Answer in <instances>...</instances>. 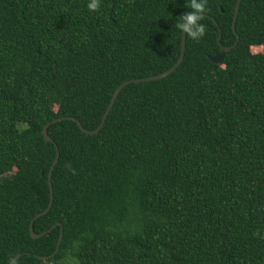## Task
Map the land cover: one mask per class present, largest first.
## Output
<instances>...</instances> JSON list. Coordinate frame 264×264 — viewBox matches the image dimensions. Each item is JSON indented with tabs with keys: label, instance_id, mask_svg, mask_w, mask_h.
Masks as SVG:
<instances>
[{
	"label": "trees",
	"instance_id": "1",
	"mask_svg": "<svg viewBox=\"0 0 264 264\" xmlns=\"http://www.w3.org/2000/svg\"><path fill=\"white\" fill-rule=\"evenodd\" d=\"M236 1L87 134L52 120L94 129L171 67L188 0H0V264H264V0L234 31Z\"/></svg>",
	"mask_w": 264,
	"mask_h": 264
},
{
	"label": "water",
	"instance_id": "2",
	"mask_svg": "<svg viewBox=\"0 0 264 264\" xmlns=\"http://www.w3.org/2000/svg\"><path fill=\"white\" fill-rule=\"evenodd\" d=\"M240 3H241V0H237L236 1V5H235V10H234V16H233V21H232V27H233V30L235 31V22H236V18H237V15H238V12H239V8H240ZM203 16H207V17H210L216 24H217V21L216 19L213 17V16H210V15H207V14H202ZM219 32H220V28H219ZM220 35H221V32L219 33V36H218V41L220 40ZM239 41V35L236 34V41L232 44V45H229V46H223V51L220 52V53H217L215 55H208V58L212 61V62H215V63H220L222 62L223 58H224V55H225V51H228L230 50L231 48H233ZM185 44H186V33H182V46H181V53H180V56L179 58L177 59V61L171 66L169 67L168 69L160 72V73H157V74H153V75H150V76H146V77H140V78H132V79H128L124 82H122L121 84H119V86L115 89L112 97H111V100H110V103L107 107V109L105 110L104 114H103V117H102V120L100 122V124L94 128V129H87L85 128L81 122L72 117V116H60V117H56L52 120V122H55V121H58V120H61V119H65V118H70V119H74L78 126L80 127V129L87 133V134H95L97 133L100 128L103 126L116 98H117V95L119 94L120 90L126 85V84H129L131 82H141V81H150V80H157V79H160V78H163L165 76H167L168 74H170L171 72H173L182 62L183 60V56H184V50H185ZM48 125L49 123H47L44 128H43V135H44V138H45V141L46 142H50L52 141V138L51 136L49 135L48 133ZM55 147H56V156H55V159L49 169V172H48V183H49V190H50V200H49V203H48V206L42 210L41 212L37 213L30 221V224H29V232H30V235L32 238H38V237H41L42 235H44L46 232L50 231L53 227L49 228L48 230H45L43 232H40V233H36L33 229V222L34 220L37 218V217H40L41 215L47 213V211L51 208V205H52V202H53V187H52V172H53V169H54V166L56 165V163L58 162V157H59V151H58V147H57V144L55 143ZM62 236H63V231L61 229L60 231V234H59V237H58V241H57V247L55 249V251L50 254V255H46V256H40V258L42 260H45V259H48L50 258L51 256H53L59 249V246H60V242H61V239H62ZM19 256H15L8 264H13V262L18 258Z\"/></svg>",
	"mask_w": 264,
	"mask_h": 264
},
{
	"label": "clouds",
	"instance_id": "3",
	"mask_svg": "<svg viewBox=\"0 0 264 264\" xmlns=\"http://www.w3.org/2000/svg\"><path fill=\"white\" fill-rule=\"evenodd\" d=\"M207 0H188V7L192 11H188L185 14L180 15L175 27L182 33H186L188 37L193 40H198L205 34L206 26L201 23L203 19V13L207 11ZM101 5V0H88L87 8L90 11L96 12Z\"/></svg>",
	"mask_w": 264,
	"mask_h": 264
},
{
	"label": "rangeland",
	"instance_id": "4",
	"mask_svg": "<svg viewBox=\"0 0 264 264\" xmlns=\"http://www.w3.org/2000/svg\"><path fill=\"white\" fill-rule=\"evenodd\" d=\"M252 51H253V52H262V53H264V47H259V46H257V47H254V48L252 49ZM21 125H23V124H21Z\"/></svg>",
	"mask_w": 264,
	"mask_h": 264
}]
</instances>
